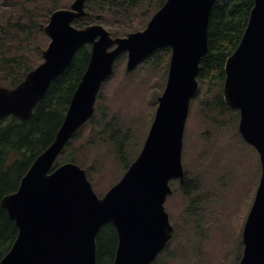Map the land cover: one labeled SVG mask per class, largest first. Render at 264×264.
Here are the masks:
<instances>
[{
    "label": "water",
    "instance_id": "95a60500",
    "mask_svg": "<svg viewBox=\"0 0 264 264\" xmlns=\"http://www.w3.org/2000/svg\"><path fill=\"white\" fill-rule=\"evenodd\" d=\"M86 0L54 11L42 31L49 43L43 61L9 89L0 85V121H23L70 65L90 45L86 70L75 89L52 143L42 151L1 206L15 222L17 236L0 264H96L95 238L111 224L117 237L112 264H154L173 236L165 210L169 181L183 182L182 138L195 95L202 58L208 51V26L216 0H166L146 27L114 38L98 24L78 29L87 17ZM169 48L167 81L137 158L121 179L98 197L85 170L68 162L54 164L73 135L88 122L102 83L116 60L126 54V72L157 50ZM222 98L239 114L238 131L261 162V176L243 233L239 264H264V0L253 7L241 39L224 64Z\"/></svg>",
    "mask_w": 264,
    "mask_h": 264
},
{
    "label": "rangeland",
    "instance_id": "374dc122",
    "mask_svg": "<svg viewBox=\"0 0 264 264\" xmlns=\"http://www.w3.org/2000/svg\"><path fill=\"white\" fill-rule=\"evenodd\" d=\"M33 1L14 0L18 8L1 10L0 25L27 23L26 12H32L34 6L39 14L35 23L45 24L47 10L49 14L72 2L35 0L33 6ZM10 35L16 33L11 31ZM0 41L1 58L17 62L12 67L14 72L3 80V69L0 70V80L5 82L0 85L10 88L11 80L42 61L41 53L49 38L35 27L32 34L21 39L7 37ZM169 56L166 50L154 53L131 73L125 71L123 59L97 96L95 118H101L103 111L104 122L116 118L117 125L128 134L134 157L154 119L157 99L167 80ZM200 100L198 94L191 101L183 134L181 163L189 189L185 191L186 185L177 180L170 183L172 195L165 207L174 235L157 264H238L242 254V231L258 187L261 162L255 149L238 133L237 112L222 111L220 107L206 112ZM92 128L87 122L80 130L84 145L80 155L85 161L82 168L87 172L92 168L88 178L94 193L102 197L120 180L125 167L116 161L104 142L93 141Z\"/></svg>",
    "mask_w": 264,
    "mask_h": 264
},
{
    "label": "trees",
    "instance_id": "16d2710c",
    "mask_svg": "<svg viewBox=\"0 0 264 264\" xmlns=\"http://www.w3.org/2000/svg\"><path fill=\"white\" fill-rule=\"evenodd\" d=\"M165 1L86 0V10L90 15L80 20L77 25L83 27L96 23L109 27L108 30L114 36H126L129 32L144 28ZM252 7L253 0H216L212 7L208 26V51L200 62L196 94H201V108L206 112L215 107H220L222 111L228 110L222 99L224 64L241 39ZM49 14L47 10L43 20L46 21ZM35 27L39 28L33 25L30 26L32 30L26 31L23 26L21 32L14 31L15 36L7 32V37L21 39L26 34H32ZM163 51L156 53L161 54ZM89 57L90 47H82L67 69L51 83L29 120L22 121L16 117H9L0 121V260L9 251L17 236L15 222L1 206V200L18 188L21 178L34 159L54 140L71 97L86 70ZM123 58L124 56H121L117 60L116 66ZM16 63L0 56V70L3 69L1 80L14 72L12 67ZM30 69L31 67L25 69L24 73L11 80L8 86L17 85ZM1 80V83H5ZM96 111L98 108H95V113ZM95 113L89 120L93 127L91 132L93 141L104 142L116 161L126 170L136 157L133 156V145L127 142L128 134L117 125L116 118L104 122L106 113L103 111L101 118H95ZM79 136L80 130L62 150L55 167L66 162L76 163L80 167L85 165L80 155L81 149H84L83 140ZM91 170L92 168H88L87 176ZM184 185L187 186L188 181H185ZM184 189L188 190L187 187ZM116 245L117 238L112 225L103 226L96 236V264H112ZM157 263L158 258L155 260V264Z\"/></svg>",
    "mask_w": 264,
    "mask_h": 264
},
{
    "label": "flooded vegetation",
    "instance_id": "af4514ba",
    "mask_svg": "<svg viewBox=\"0 0 264 264\" xmlns=\"http://www.w3.org/2000/svg\"><path fill=\"white\" fill-rule=\"evenodd\" d=\"M35 0L33 1L34 6ZM18 8V4L14 2V0H0V11L1 10H9V11H16ZM69 8V6H68ZM28 21L27 23H24L22 21H16V22H7L5 25H0V39L7 40V32L11 31H22L23 26L26 31L32 30L30 26L33 25L39 26V23H35L34 18L39 17L38 9L34 6L32 12H26ZM22 17V16H21ZM0 44H3L0 41Z\"/></svg>",
    "mask_w": 264,
    "mask_h": 264
},
{
    "label": "bare ground",
    "instance_id": "6f19581e",
    "mask_svg": "<svg viewBox=\"0 0 264 264\" xmlns=\"http://www.w3.org/2000/svg\"><path fill=\"white\" fill-rule=\"evenodd\" d=\"M245 142V141H244ZM247 143V142H246ZM247 144H249V143H247ZM250 145V144H249ZM250 146H252V145H250ZM253 147V146H252ZM254 148V147H253ZM255 149V148H254ZM255 151H256V149H255ZM97 236V235H96ZM95 244H96V238H95ZM207 247V246H206ZM204 250H205V248H204ZM216 261V260H215ZM214 261V262H215Z\"/></svg>",
    "mask_w": 264,
    "mask_h": 264
}]
</instances>
